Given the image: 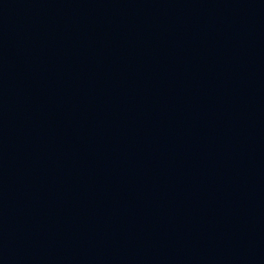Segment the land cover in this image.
I'll return each instance as SVG.
<instances>
[{
    "label": "water",
    "instance_id": "95a60500",
    "mask_svg": "<svg viewBox=\"0 0 264 264\" xmlns=\"http://www.w3.org/2000/svg\"><path fill=\"white\" fill-rule=\"evenodd\" d=\"M0 264H264V0H0Z\"/></svg>",
    "mask_w": 264,
    "mask_h": 264
}]
</instances>
